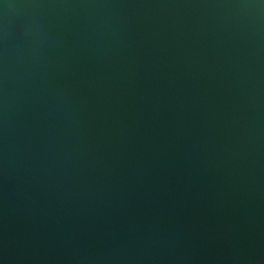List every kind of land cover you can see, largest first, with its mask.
<instances>
[{"label": "water", "instance_id": "obj_1", "mask_svg": "<svg viewBox=\"0 0 264 264\" xmlns=\"http://www.w3.org/2000/svg\"><path fill=\"white\" fill-rule=\"evenodd\" d=\"M0 264H264V0H0Z\"/></svg>", "mask_w": 264, "mask_h": 264}]
</instances>
